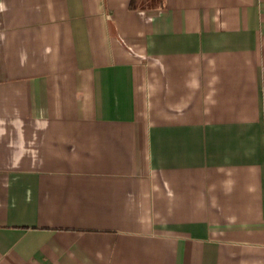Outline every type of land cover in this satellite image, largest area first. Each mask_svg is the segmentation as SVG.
Returning a JSON list of instances; mask_svg holds the SVG:
<instances>
[{
    "label": "crops",
    "instance_id": "0c3cea01",
    "mask_svg": "<svg viewBox=\"0 0 264 264\" xmlns=\"http://www.w3.org/2000/svg\"><path fill=\"white\" fill-rule=\"evenodd\" d=\"M0 264H264V0H0Z\"/></svg>",
    "mask_w": 264,
    "mask_h": 264
}]
</instances>
